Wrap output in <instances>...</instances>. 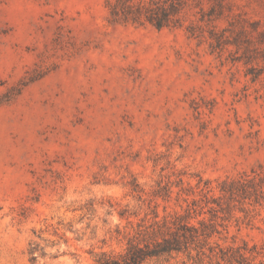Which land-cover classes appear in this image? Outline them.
Masks as SVG:
<instances>
[{
	"label": "rangeland",
	"instance_id": "374dc122",
	"mask_svg": "<svg viewBox=\"0 0 264 264\" xmlns=\"http://www.w3.org/2000/svg\"><path fill=\"white\" fill-rule=\"evenodd\" d=\"M180 219L264 264V0H0V264Z\"/></svg>",
	"mask_w": 264,
	"mask_h": 264
},
{
	"label": "trees",
	"instance_id": "16d2710c",
	"mask_svg": "<svg viewBox=\"0 0 264 264\" xmlns=\"http://www.w3.org/2000/svg\"><path fill=\"white\" fill-rule=\"evenodd\" d=\"M170 9L174 12L173 8ZM171 12L163 11L161 16L151 15L149 20L156 29H161L167 26L166 18ZM180 220L177 229L160 240L128 242L122 254L101 252L96 255L94 264H170L171 260L175 261L174 264H201V256L205 253L199 245H192L200 237L207 238L210 233L198 231L194 226L184 223L183 219ZM29 254L33 261V251L30 250ZM219 254L216 264L220 261L225 264H244L247 259L244 253L236 249L230 250V253L220 250Z\"/></svg>",
	"mask_w": 264,
	"mask_h": 264
}]
</instances>
